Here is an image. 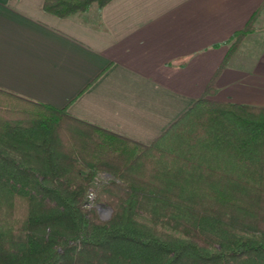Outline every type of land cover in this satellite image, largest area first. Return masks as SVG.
Here are the masks:
<instances>
[{
    "label": "trees",
    "instance_id": "obj_1",
    "mask_svg": "<svg viewBox=\"0 0 264 264\" xmlns=\"http://www.w3.org/2000/svg\"><path fill=\"white\" fill-rule=\"evenodd\" d=\"M108 1L42 8L84 20ZM213 90L143 142L0 88V264H264V106Z\"/></svg>",
    "mask_w": 264,
    "mask_h": 264
},
{
    "label": "crops",
    "instance_id": "obj_2",
    "mask_svg": "<svg viewBox=\"0 0 264 264\" xmlns=\"http://www.w3.org/2000/svg\"><path fill=\"white\" fill-rule=\"evenodd\" d=\"M42 1L0 0V88L143 142L210 79L212 98L264 106V0H109L84 20Z\"/></svg>",
    "mask_w": 264,
    "mask_h": 264
},
{
    "label": "rangeland",
    "instance_id": "obj_3",
    "mask_svg": "<svg viewBox=\"0 0 264 264\" xmlns=\"http://www.w3.org/2000/svg\"><path fill=\"white\" fill-rule=\"evenodd\" d=\"M53 14V13H52ZM96 15V12L95 10H90L88 11L87 14H85V17H94ZM57 16V15H56ZM60 17V16H59ZM74 17V16H73ZM76 17V16H75ZM80 17V15H79ZM101 177L103 178V175H99L98 179H101ZM92 193V198L89 199V193ZM86 206H90V205H94V190L92 187H90L87 191V194H86V200H85V203H84ZM110 212V209L108 207H102V206H98V213L100 214L101 217H106L108 216Z\"/></svg>",
    "mask_w": 264,
    "mask_h": 264
},
{
    "label": "built area",
    "instance_id": "obj_4",
    "mask_svg": "<svg viewBox=\"0 0 264 264\" xmlns=\"http://www.w3.org/2000/svg\"><path fill=\"white\" fill-rule=\"evenodd\" d=\"M88 196H89V199H91L92 198V193L90 192Z\"/></svg>",
    "mask_w": 264,
    "mask_h": 264
}]
</instances>
